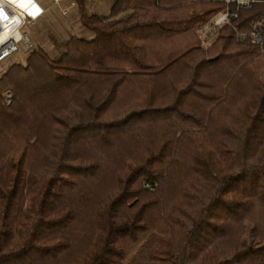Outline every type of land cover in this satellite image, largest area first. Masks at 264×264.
I'll list each match as a JSON object with an SVG mask.
<instances>
[{
	"label": "trees",
	"instance_id": "16d2710c",
	"mask_svg": "<svg viewBox=\"0 0 264 264\" xmlns=\"http://www.w3.org/2000/svg\"><path fill=\"white\" fill-rule=\"evenodd\" d=\"M74 1L0 73V264H264V0Z\"/></svg>",
	"mask_w": 264,
	"mask_h": 264
},
{
	"label": "built area",
	"instance_id": "2783aa9c",
	"mask_svg": "<svg viewBox=\"0 0 264 264\" xmlns=\"http://www.w3.org/2000/svg\"><path fill=\"white\" fill-rule=\"evenodd\" d=\"M257 0H224V6L198 30L203 42H210L217 29L237 17L239 9L249 8ZM62 15L69 13L73 0H54ZM44 8L36 0H0V62L8 57L28 52L33 43L24 30L26 24L38 19ZM264 35V18L256 19L248 32L235 28V36L251 44H260ZM9 96V95H8Z\"/></svg>",
	"mask_w": 264,
	"mask_h": 264
},
{
	"label": "rangeland",
	"instance_id": "374dc122",
	"mask_svg": "<svg viewBox=\"0 0 264 264\" xmlns=\"http://www.w3.org/2000/svg\"><path fill=\"white\" fill-rule=\"evenodd\" d=\"M36 1L44 8V13L24 27L33 45L40 46L49 55H52L57 52V48L52 43V37L61 41L72 33L80 36L87 34L81 28L76 3L68 14L62 15L59 12L58 5L54 4V0ZM85 3L90 12L104 15L109 12L110 0H85ZM25 55L26 53L18 54L2 60L0 62V73L12 62H23Z\"/></svg>",
	"mask_w": 264,
	"mask_h": 264
},
{
	"label": "water",
	"instance_id": "95a60500",
	"mask_svg": "<svg viewBox=\"0 0 264 264\" xmlns=\"http://www.w3.org/2000/svg\"><path fill=\"white\" fill-rule=\"evenodd\" d=\"M217 57H211V58H208L209 61H212V60H215Z\"/></svg>",
	"mask_w": 264,
	"mask_h": 264
}]
</instances>
